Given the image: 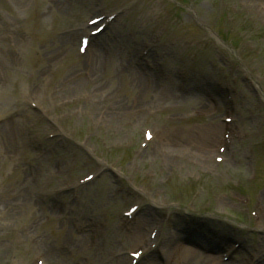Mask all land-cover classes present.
I'll return each instance as SVG.
<instances>
[{
    "label": "rangeland",
    "instance_id": "1",
    "mask_svg": "<svg viewBox=\"0 0 264 264\" xmlns=\"http://www.w3.org/2000/svg\"><path fill=\"white\" fill-rule=\"evenodd\" d=\"M90 4L123 13L82 55ZM12 47L0 74V125L12 123L16 142L5 154L0 129V264H131L168 212L156 205L175 199L179 240L160 229L158 249L139 264H188L185 253L213 264L234 241L223 264H264V0H0L6 61ZM165 88L182 102L158 93ZM225 88L243 135L220 120ZM218 122L211 142L204 131ZM147 130L168 137L167 153L145 142ZM200 141L213 145L208 156ZM17 192L26 205L5 216L1 199ZM135 203L146 205L125 217Z\"/></svg>",
    "mask_w": 264,
    "mask_h": 264
},
{
    "label": "bare ground",
    "instance_id": "2",
    "mask_svg": "<svg viewBox=\"0 0 264 264\" xmlns=\"http://www.w3.org/2000/svg\"><path fill=\"white\" fill-rule=\"evenodd\" d=\"M52 1H54V0H52ZM57 1V0H56ZM52 3V2H51ZM73 35H75V32L74 33H72ZM71 39H73V38H71ZM14 47H12V55L10 56V55H8L7 57V61H6V57H4L3 55H0V74L5 70V69H7V68H9L8 67V62L12 59V56H13V58H14V53H15V50L13 49ZM16 53L18 54V52H17V50H16ZM10 59V60H9ZM88 62H89V65L93 68V58H89V60H88ZM138 68V67H137ZM140 68V67H139ZM94 69V68H93ZM140 70H142V68H140ZM122 73L124 72V71H121ZM138 73H136V71H133L132 72V78H133V85H135V84H137L138 85ZM4 77H3V75H0V79L2 80ZM137 80V81H136ZM74 84V83H73ZM73 84H70V85H73ZM72 87V86H71ZM165 90H167V88H165V89H163V90H160V91H158V93H160V94H163V95H165L166 93L167 94H173V96H174V98L175 99H178V98H180V101L182 102V98H181V96L179 95V94H177L176 92H171L170 90H168L167 92H165ZM216 91V90H215ZM209 94H211V98H214L216 95L218 96L219 94H220V92L217 90L214 94H212V93H210V92H208ZM136 95L138 96V92H136ZM120 106V104H118V102L116 103V104H114V105H112V108H111V111L113 112L114 110H118V107ZM130 111H132L131 109H130ZM124 113H128L127 111H125ZM8 120L10 121V119L8 118ZM10 125H11V127H10ZM2 128H3V130H2ZM12 123H10V122H8L7 120H4L2 123H1V125H0V129H1V133L3 132V134H4V136H5V141H4V146L6 147L5 148V150H4V153L5 152H8V150L9 149H11V148H15L16 147V142L14 141V139L12 138V136L9 134L11 131H9V130H12ZM218 130H220V131H218ZM221 130H222V125H220L219 124V122L218 123H215V124H213V127L211 126V127H209V128H207L204 132H205V135L207 134L208 136H209V141H215V139H214V137L216 136V134L217 133H219V132H221ZM182 136H188V135H185V133H180V138L182 137ZM176 138V137H175ZM159 139H161V138H159ZM219 139V138H218ZM218 139H217V141H218ZM175 140H173V142H174ZM209 141H206V142H202V141H200V142H198V144H199V146H197L198 147V149L201 151V155L202 156H208V154H207V152L209 151V149L208 148H210L211 146H213L212 144H211V142H209ZM158 142H162L161 143V145L158 147V148H156V149H158V151L160 152V153H167L166 152V150L167 149H169V147H170V145H168L167 143L169 142V139H168V137H165V139L163 140V139H161L160 141H158ZM180 146H176L175 147V150L176 149H178ZM166 148V149H165ZM186 150H187V148H186ZM189 150V149H188ZM193 150H189L188 152H192ZM6 154V153H5ZM150 154V156H152L153 155V153H152V151L149 153ZM168 155V154H167ZM24 180L27 182L28 181V176H25L24 178H23V182H24ZM11 195V202L9 203V202H7V201H5L4 200V198L3 199H1V200H3V206H4V213L3 214H5V216H10L11 214L12 215H14L16 212H14V208L15 207H21V208H24L25 207V203L23 202V198H24V195H23V192H21V193H19V192H17V193H13V195H12V193L10 194ZM11 206V208H9L8 209V206ZM2 212V211H1ZM1 217H2V213H1V215H0ZM137 233V232H136ZM139 235V234H138ZM144 237V236H143ZM67 241H68V239H66V240H64L61 244H63L64 242H66L67 243ZM76 240H74V246L77 248V249H79V250H82L83 248H84V245H83V243L81 242V240H79V241H77V242H75ZM219 241L218 240H214L213 239V244L214 245H216L217 243H218ZM221 242H223V241H221ZM72 246H73V244H72ZM42 248H43V250H44V253L48 256V254H47V251H46V249H45V247L42 245ZM184 257L186 258V260H187V263L188 264H195L197 261H198V256L196 255V254H190V253H185L184 254ZM49 263V262H48ZM49 264H51V263H49Z\"/></svg>",
    "mask_w": 264,
    "mask_h": 264
}]
</instances>
